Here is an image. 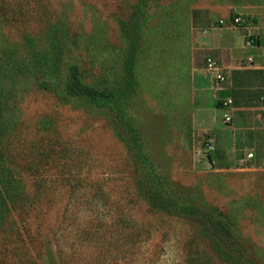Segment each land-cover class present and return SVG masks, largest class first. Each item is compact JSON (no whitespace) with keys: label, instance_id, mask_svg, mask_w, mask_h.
<instances>
[{"label":"rangeland","instance_id":"1","mask_svg":"<svg viewBox=\"0 0 264 264\" xmlns=\"http://www.w3.org/2000/svg\"><path fill=\"white\" fill-rule=\"evenodd\" d=\"M2 6L10 139L23 168L34 147L37 169H20L36 192L17 216L23 240L9 244L14 252L0 251V264H264V127L255 109L264 50L256 55L257 44L248 43L264 31V0ZM130 18L139 19L141 35L132 42L122 32ZM37 55L59 70L30 71ZM207 57L231 72L222 85L236 108L230 122ZM73 63L83 82L109 84L117 98L129 82L128 120L114 102L54 91ZM142 186L160 192L169 209L152 208Z\"/></svg>","mask_w":264,"mask_h":264},{"label":"trees","instance_id":"2","mask_svg":"<svg viewBox=\"0 0 264 264\" xmlns=\"http://www.w3.org/2000/svg\"><path fill=\"white\" fill-rule=\"evenodd\" d=\"M140 1L143 2V0ZM137 10L141 11L140 8ZM2 13L5 15L7 12L2 6V0H0V14ZM137 15L139 14L137 13ZM137 21H139V19ZM137 21L134 23V19L131 21L130 18V22H125L122 28V32L125 36L131 39V42L134 40L137 41V39H140L141 37L140 29L137 28V31L135 28ZM22 37L26 41V48L31 50V38L27 36L26 33H23ZM250 39L251 42L258 43L256 39ZM44 56L45 55L34 56L32 59L33 66L30 68V71L37 74L40 72L47 73L48 71H52V69L53 72L59 70L60 66L56 61L48 62ZM56 59L58 60L59 58L57 57ZM125 69L129 72L130 66L128 63L125 65ZM10 71L11 70L8 67L5 69V66L0 64V251L4 252L5 250L14 252L15 249L9 247V244L14 240H23V232L21 226L18 224L17 216H21V214H24L27 211L26 208L33 201V195H35L34 193L36 192H34L33 189L32 191L27 190L24 176H22V171L20 169L26 168V170L23 171H34L37 169L36 164L33 162L36 158L33 157V160L29 158V155L31 157L34 153V147L29 146L30 150H28V154H26V160L28 163L23 168L21 167V164L17 163V158H19L17 155L19 154V151L17 147L12 146L13 142L10 139L15 134V124L8 120V98L10 96V91L6 84L7 78L11 76ZM128 77H131V75H128ZM50 81L51 78H44V88H48L51 83ZM53 86V89L57 94L62 93L64 96L79 98L85 100L89 104L96 105L98 101L103 99L114 102L117 104V111L122 113V115L119 114L120 117L122 116L123 119L128 120V117L124 113V105L127 99V90L129 86L127 80L123 81V84H121L123 94L117 98V94L114 93L109 84L98 86V84H88L83 82L80 77L78 65L73 63L66 67L65 76L62 80L56 77ZM220 92L222 96L220 97L219 103L221 105V99L226 95H230V93L226 89L220 90ZM122 123L123 125H126L123 120ZM142 191L147 203L152 208L158 210L169 209L170 203L166 205L161 193L159 192V194L158 191L153 190V187L145 190L142 186ZM0 261L2 260L0 259Z\"/></svg>","mask_w":264,"mask_h":264},{"label":"built area","instance_id":"3","mask_svg":"<svg viewBox=\"0 0 264 264\" xmlns=\"http://www.w3.org/2000/svg\"><path fill=\"white\" fill-rule=\"evenodd\" d=\"M233 21L237 24L242 22L241 16H235L233 18ZM251 40L248 41L250 44ZM249 60H252V57L250 56L248 58ZM206 67L209 71H211L214 83L216 85V88L218 90H224L227 89L226 87L222 86L223 84H228L231 72L230 70H225V68L219 67L215 60L211 57L206 58ZM259 103H260V113L258 114V119L261 122V125L264 127V90L260 94ZM221 110L223 112V119L225 122H230L233 116V112L235 111V106L233 103V99L230 95H226L221 99ZM252 152L248 153V157H252Z\"/></svg>","mask_w":264,"mask_h":264},{"label":"crops","instance_id":"4","mask_svg":"<svg viewBox=\"0 0 264 264\" xmlns=\"http://www.w3.org/2000/svg\"><path fill=\"white\" fill-rule=\"evenodd\" d=\"M232 28V27H231ZM263 34L264 33V31H259V39H256L257 41H258V43H256L257 45H255V47H257V48H255V50H253L254 51V53H256V55H259V51L262 53L263 52V50H264V43L261 41V36H260V34ZM213 34V33H212ZM214 34H215V32H214ZM249 56H252V54H250ZM252 65V64H251ZM259 99V98H258ZM260 103L258 104V106L255 108L256 109V111H257V116H258V114L260 113Z\"/></svg>","mask_w":264,"mask_h":264}]
</instances>
